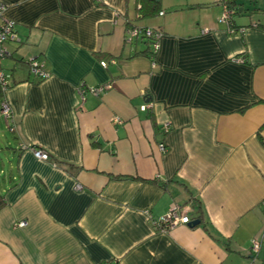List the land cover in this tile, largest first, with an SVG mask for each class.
<instances>
[{"label": "crops", "instance_id": "1", "mask_svg": "<svg viewBox=\"0 0 264 264\" xmlns=\"http://www.w3.org/2000/svg\"><path fill=\"white\" fill-rule=\"evenodd\" d=\"M236 1L0 0V264H264V0ZM175 205L199 223L156 229Z\"/></svg>", "mask_w": 264, "mask_h": 264}, {"label": "built area", "instance_id": "2", "mask_svg": "<svg viewBox=\"0 0 264 264\" xmlns=\"http://www.w3.org/2000/svg\"><path fill=\"white\" fill-rule=\"evenodd\" d=\"M4 6L0 4V14L3 12ZM233 10H231L225 4V11L223 15V20L229 21L232 18ZM162 32L159 29H155L152 27H141V26H132L127 29V41L131 42L135 39L142 38L150 42L151 50L153 52V56H155L160 49V42L162 37ZM18 35L15 30V22L11 20H5L0 25V87L6 92L7 89L11 85V77L6 74L3 68V59L9 54L7 49V43L10 41H18ZM30 70L31 73L38 79L44 80L49 76V72L45 68V63L38 59H32L30 62ZM104 65L107 66V63L104 62ZM111 86H97V87H88L84 84H81L79 87V93L83 99H85L86 93L90 92L95 95H99L105 92ZM150 105L146 104L142 107L143 110H146ZM0 111L6 118H11L12 116V108L10 102L5 98L0 103ZM117 122H122L121 119L116 118ZM170 124H165L166 132L169 131ZM162 151L166 150V145L162 143L160 145ZM34 153L37 158L42 160H49L50 156L47 152L35 149ZM77 189L81 190L83 186L81 184H77ZM192 218L188 213V210L183 209L179 205L173 206L166 214H164L158 221H155V228L158 230H162L168 232L175 228L178 225H191ZM26 221H21L19 226H25ZM261 248V243L259 240H254L252 242V254L253 256L258 255ZM251 264H254L252 262Z\"/></svg>", "mask_w": 264, "mask_h": 264}, {"label": "trees", "instance_id": "3", "mask_svg": "<svg viewBox=\"0 0 264 264\" xmlns=\"http://www.w3.org/2000/svg\"><path fill=\"white\" fill-rule=\"evenodd\" d=\"M225 4L231 9V10H233V13L235 14V13H243V12H241V10H240V7L239 6H241L242 4H239L236 0H225ZM145 7L146 6H143L142 7V12H146V14L147 13H149L150 11H148V10H144L145 9ZM154 9H157V7H155ZM253 11H255V10H253ZM229 22H230V25H231V23H232V18L229 20ZM148 44H149V48H151V44H150V42L148 41L147 42ZM151 55H154L153 54V52L151 51ZM105 61V60H104ZM106 62V61H105ZM1 88V87H0ZM3 94H4V92H3ZM5 99V98H4ZM6 204V200H5V195L3 194V192L1 191V189H0V209L4 206ZM21 264H23V263H21Z\"/></svg>", "mask_w": 264, "mask_h": 264}, {"label": "rangeland", "instance_id": "4", "mask_svg": "<svg viewBox=\"0 0 264 264\" xmlns=\"http://www.w3.org/2000/svg\"><path fill=\"white\" fill-rule=\"evenodd\" d=\"M251 7V6H250ZM253 16H254V18L257 16V13H254L253 14ZM238 18H240V17H238ZM243 18H246V16H243ZM247 19H248V17H247ZM3 122H4V125H6V121H5V119H3ZM4 136L2 137V139H1V142H2V145H1V147H4V149L1 151V157L4 159V162H5V164H6V167H8L9 166V164H8V154H9V151L10 150H8L7 149V147H6V144H7V141H6V138H4V137H8L9 136V133H8V131L6 130V131H4ZM6 135V136H5ZM5 151V152H4ZM7 152H8V154H7ZM0 168H1V165H0Z\"/></svg>", "mask_w": 264, "mask_h": 264}, {"label": "water", "instance_id": "5", "mask_svg": "<svg viewBox=\"0 0 264 264\" xmlns=\"http://www.w3.org/2000/svg\"><path fill=\"white\" fill-rule=\"evenodd\" d=\"M198 223H199L198 221H193V222H192L193 225H196V224H198Z\"/></svg>", "mask_w": 264, "mask_h": 264}]
</instances>
